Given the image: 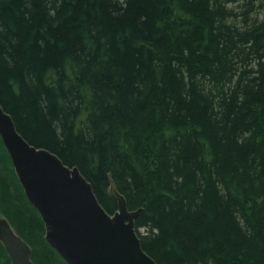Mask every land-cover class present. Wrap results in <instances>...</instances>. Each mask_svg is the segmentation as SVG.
I'll use <instances>...</instances> for the list:
<instances>
[{
  "label": "trees",
  "instance_id": "obj_1",
  "mask_svg": "<svg viewBox=\"0 0 264 264\" xmlns=\"http://www.w3.org/2000/svg\"><path fill=\"white\" fill-rule=\"evenodd\" d=\"M0 103L157 264H264V0H0ZM0 217L67 264L1 136Z\"/></svg>",
  "mask_w": 264,
  "mask_h": 264
},
{
  "label": "water",
  "instance_id": "obj_2",
  "mask_svg": "<svg viewBox=\"0 0 264 264\" xmlns=\"http://www.w3.org/2000/svg\"><path fill=\"white\" fill-rule=\"evenodd\" d=\"M0 136L30 204L40 214L46 240L67 264H157L142 247L136 219L110 178L118 210L110 214L77 167L31 145L0 103ZM0 242L12 264H35L33 250L10 223L0 221Z\"/></svg>",
  "mask_w": 264,
  "mask_h": 264
},
{
  "label": "rangeland",
  "instance_id": "obj_3",
  "mask_svg": "<svg viewBox=\"0 0 264 264\" xmlns=\"http://www.w3.org/2000/svg\"><path fill=\"white\" fill-rule=\"evenodd\" d=\"M2 220H5V218H3V217H0V221H2Z\"/></svg>",
  "mask_w": 264,
  "mask_h": 264
}]
</instances>
